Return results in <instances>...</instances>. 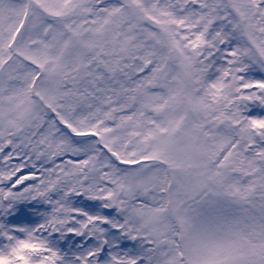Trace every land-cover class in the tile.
<instances>
[{
	"label": "snow or ice",
	"instance_id": "1",
	"mask_svg": "<svg viewBox=\"0 0 264 264\" xmlns=\"http://www.w3.org/2000/svg\"><path fill=\"white\" fill-rule=\"evenodd\" d=\"M0 264H264V0H0Z\"/></svg>",
	"mask_w": 264,
	"mask_h": 264
}]
</instances>
